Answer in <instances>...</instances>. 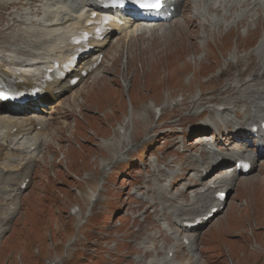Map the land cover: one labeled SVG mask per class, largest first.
I'll list each match as a JSON object with an SVG mask.
<instances>
[{
    "label": "rangeland",
    "instance_id": "obj_1",
    "mask_svg": "<svg viewBox=\"0 0 264 264\" xmlns=\"http://www.w3.org/2000/svg\"><path fill=\"white\" fill-rule=\"evenodd\" d=\"M44 4L50 9L60 6L43 1L35 7H22L19 12L29 21L20 28H42L36 21L40 17L33 13ZM76 16L83 19L86 13L82 10ZM68 24L49 23L45 27L48 32L57 34L68 31ZM119 24V29L112 32L110 42L102 48L103 66H98L59 97L47 98L36 105L31 102L27 111L14 115H36L54 123L62 112V100L66 101L63 106L74 111L73 116L64 120L69 127L67 132L58 127V122L55 123L57 127L49 131L46 142L52 146L48 154L51 165L48 167L49 162L44 163L41 169L35 163L31 165L24 178L28 180L27 188L13 199L18 203L16 211L8 216L0 200V228H5L0 237V264H132L130 261L134 258L143 257L142 247H151L152 252L146 257L150 261L158 257L152 246L155 239L150 236L158 234L154 224L159 223L167 234L169 227L165 214L172 216L161 203L177 208L180 202L187 203V196L201 186L190 175L196 168L193 155L202 149L197 139L201 135H214L218 126H202L208 118L206 111L196 117H188L189 112L198 107L205 108L207 98L212 97L210 93L220 89V81L226 82L237 73L247 76L246 63L234 61L229 65L227 60L233 57L237 60L249 52L259 41L264 28L258 35L256 32L245 38L238 36V29L227 35L205 37L202 32L197 35L186 32L187 27H180L173 34L157 33L154 29L130 38L128 31L134 25L148 24L132 22L129 18ZM243 29L240 27V32ZM56 37L21 35L14 44L2 40L0 65L7 68L5 55H12L15 47L28 45L31 48L38 40ZM206 56L210 62L201 66L200 61L207 59ZM225 69V73L220 74ZM28 70L29 67L22 68V71ZM211 76L214 77L211 79ZM196 95L202 100L192 103ZM184 98L183 108L170 111ZM153 103L159 108V116L154 109L145 111ZM163 106L166 111L161 116ZM118 123H127L126 130L135 145L130 149V158L110 164L107 171L101 173L99 162H110L111 146L115 145L105 140L120 137L115 131ZM158 126L160 130L155 133L149 129ZM149 135L152 139H145ZM218 137L214 144L221 142L228 146L225 144L230 140L227 132ZM57 138L64 143L59 152L55 145ZM249 142L247 148L251 153L253 146L252 141ZM233 164L234 161H221L203 181L214 176L216 170ZM17 169L16 163L0 160L1 173ZM170 171H175L176 175L171 176ZM21 180L14 177L12 182L17 187ZM235 182L234 189L225 192L218 213L213 212L215 215L208 217L196 232H179V238L200 233L197 252L203 258L200 256L196 264H264V151L258 155L253 170L243 177L237 176ZM1 186L6 185L0 182ZM91 192L97 195L92 202L88 199ZM179 193L184 194L180 196ZM170 196L175 198L171 200ZM150 198H156L152 205L145 203ZM72 205H76L82 214L87 213L86 217L91 214L82 220L83 224L71 214ZM5 219L7 224H4ZM158 242L159 245L163 243L162 237ZM173 244L170 240L164 247ZM178 250L183 263L190 261L186 260L188 250L185 247L181 245Z\"/></svg>",
    "mask_w": 264,
    "mask_h": 264
},
{
    "label": "bare ground",
    "instance_id": "obj_2",
    "mask_svg": "<svg viewBox=\"0 0 264 264\" xmlns=\"http://www.w3.org/2000/svg\"><path fill=\"white\" fill-rule=\"evenodd\" d=\"M43 1H51L54 5L59 4L60 6L50 9L48 4H44L41 8L34 10L33 15L43 18V22L46 21L53 25L69 23L70 28L68 31L53 34L47 31L46 24H41L44 27L39 30L20 28L21 25L29 21V18L23 13H20L19 10L24 6L35 7ZM173 4L176 7V12L174 17L171 20L169 19V22L162 21L163 23L153 24L152 21L155 18L149 20L150 25L139 26V24H136L128 31V36H131L130 38L136 36L137 38L145 33H150L149 31L154 29L157 33L164 32V34H173L176 29L187 27L186 32H190L192 35L195 33L197 35L199 32H202L205 37L218 34L227 35L231 31L238 29L236 31L238 36L245 38L256 32H258V35L264 28V22L262 20L264 19V0H173ZM97 6L95 0H0V34L2 35L0 41L5 40L14 44L21 39V35H57L54 39L44 38L38 40L35 47L32 46L29 48L28 45L15 47L12 50L13 54L7 55L5 58L8 65L7 68L0 65V81L4 82L12 79L16 82V87L24 91L36 87V84L42 78L43 69L48 64H52L53 60L62 61L72 53V46L68 42L69 36L86 24L85 19H81V16L76 15L82 10L85 12L96 10ZM178 16L180 17L179 19H177ZM134 17L136 18L138 16L134 15ZM135 18L134 22L140 19ZM114 22H117L115 18L109 23L110 29L111 27L119 29V26L115 25ZM240 27L244 28L242 32H240ZM111 36L110 31L106 34L104 42L97 41L93 43L94 49L89 54L81 55V60L78 64L79 70L77 72L74 73L73 71L66 78H55L53 81L48 82L44 89L36 94L35 98L29 97V101L24 104L17 103L7 105L6 107H2V103H0V160H4V163H16L18 165V169L15 172H0V182L6 185L0 187V200L5 205L8 216L14 213L18 207V203L13 199L19 194V186L23 179L28 176L31 165L35 163L36 167L40 169L44 163L47 164L49 162L48 167L51 165L52 159L48 154L51 153L52 146L46 142L49 131L57 127L55 123L58 122V127L63 128L67 132L69 127L64 123V120L73 116L74 111H70L69 107L63 106L66 101L62 100L60 102L62 112L55 119L54 123L53 121H49V119H42L36 115L30 117L14 115L27 111V105L31 102H34L33 105H36L38 103H44L47 98L59 97L72 87L69 84L72 77H79V81L75 84L78 85L83 80L81 71H87L88 74L89 72H94L98 67L93 69L92 65L100 58L102 48L105 43L110 42ZM121 37L123 36L119 38ZM54 49H59L60 54L56 55L58 51H54ZM103 58L98 65L99 67L103 66ZM206 58L200 61L201 66H205L210 62L208 59L209 56H206ZM238 61L247 64V76L243 77L241 73H238L226 82L220 81L219 84H221V87L217 93L212 92L210 93L212 97L207 98L208 105L203 109L198 107L189 112L188 117H196L201 111H206L208 118L204 120L202 126H218L214 130V132L216 131L214 135L210 137L208 135H201L197 139V142L202 144V149L200 153L193 155V159L196 161V168L190 175L201 186L197 187L193 193L187 196V203L183 204L180 202L177 208H172L171 204L161 203L162 207L170 210L172 216L165 214L167 226L169 227L167 228V234L165 233L166 230L159 223H156L154 226L158 234L150 235L155 239L152 246L158 257L147 261L146 257L152 252L151 247H142L143 257H136L130 263H198L200 256L203 258L202 254L200 253V255L197 252L200 233L198 235H194L195 233H193L190 236H182L179 238V232L181 230L187 231L188 224L198 218H204L210 214L213 217L218 213L223 202L218 199L217 193L234 189L236 185L235 178L241 174V171L236 168L235 163L232 166L219 169L214 176L210 175L204 182L205 176L221 161L245 160L252 164L251 169L247 173L249 174L253 170L257 159L253 153H260V147H264V131H261L260 128L261 119L264 118V33L249 52L240 55L237 60H234V57L233 59L228 58L227 64L231 63L229 65H232ZM25 67H29L30 70L22 71V68ZM225 71L226 69L221 71V74H224ZM213 77L211 76L210 78L212 79ZM202 95L203 93L200 95L201 98ZM201 98L196 95L192 103L201 102ZM185 102V98L181 103L176 102L170 111L177 112V110L183 108ZM155 106L157 105L153 103V105L146 107L145 111L148 113ZM1 111L5 112L3 113ZM165 111L166 107L163 106L160 111L161 116L165 114ZM146 120L148 119L146 118ZM124 125L116 127L120 133L119 138L105 140L106 143L115 145L111 146L113 153L111 154L110 162H99L101 173H105L110 164L121 161L125 157L127 159L130 158L128 155H130V149L135 145L133 143L135 140H132L128 130L122 127ZM253 126L259 128L256 131L259 136L252 144V146H255L253 147V153H250L247 147L251 142L249 143L247 141V137L253 133ZM151 128H154V126ZM151 128H149L150 131L153 130L154 133L160 130L159 126L155 129ZM33 131H36L34 135H32ZM223 132H227V138L230 139L225 143L229 147H225L221 142H218V145L216 143L214 144V139L216 141L219 140L218 135H221ZM145 139L151 140L152 138L149 135ZM61 140L57 138L55 144L57 152L60 149L63 150L64 143ZM105 147L107 146L105 145ZM47 158L49 161H47ZM173 164H177V162L173 161ZM170 175L174 177L176 175L175 171H170ZM14 177L22 179L17 187H15V182H12ZM179 194L183 196L184 193ZM96 197L97 195L91 192L88 199L92 202L96 200ZM137 198L139 197L137 196ZM169 198L172 200L175 197L170 196ZM155 199L150 198L145 203L152 205L155 203ZM214 209H216L215 214H212V210ZM71 210L76 218L81 221L84 215L75 206H72ZM207 221L208 219L205 221L201 220L200 225L205 224ZM4 224H7L6 219L4 220ZM200 225L196 228L189 227V231L196 232ZM4 229V227L0 228V237ZM131 234L134 238V231ZM159 237L163 239V243L160 245L158 242ZM170 240L174 244L164 247V244ZM181 245L188 250L189 256H186V260L190 261L186 263H183L182 259L179 258L181 251L178 248ZM175 247H177L176 250H173Z\"/></svg>",
    "mask_w": 264,
    "mask_h": 264
},
{
    "label": "snow or ice",
    "instance_id": "obj_3",
    "mask_svg": "<svg viewBox=\"0 0 264 264\" xmlns=\"http://www.w3.org/2000/svg\"><path fill=\"white\" fill-rule=\"evenodd\" d=\"M161 3V0H151L150 3H146V4H142V7H155V6H159V4Z\"/></svg>",
    "mask_w": 264,
    "mask_h": 264
},
{
    "label": "trees",
    "instance_id": "obj_4",
    "mask_svg": "<svg viewBox=\"0 0 264 264\" xmlns=\"http://www.w3.org/2000/svg\"><path fill=\"white\" fill-rule=\"evenodd\" d=\"M131 98H132V100L135 102V99H134V97L132 96Z\"/></svg>",
    "mask_w": 264,
    "mask_h": 264
}]
</instances>
